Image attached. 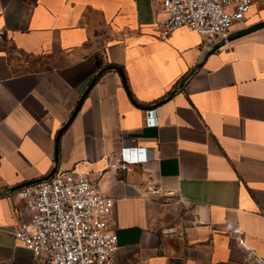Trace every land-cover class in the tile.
Listing matches in <instances>:
<instances>
[{"label":"crops","instance_id":"0c3cea01","mask_svg":"<svg viewBox=\"0 0 264 264\" xmlns=\"http://www.w3.org/2000/svg\"><path fill=\"white\" fill-rule=\"evenodd\" d=\"M164 17L151 0H0V192L58 163L115 198V264H264V0L215 50L162 38ZM14 194L0 264H44L15 238L30 213Z\"/></svg>","mask_w":264,"mask_h":264},{"label":"built area","instance_id":"2783aa9c","mask_svg":"<svg viewBox=\"0 0 264 264\" xmlns=\"http://www.w3.org/2000/svg\"><path fill=\"white\" fill-rule=\"evenodd\" d=\"M164 14L158 22L162 38L187 28L209 45L226 38L246 20L253 0H151ZM122 161L121 169H130ZM24 202L30 220L18 223L15 238L44 264H115L119 237L114 230L115 198L105 195L90 177L75 171L56 172L50 179L13 195Z\"/></svg>","mask_w":264,"mask_h":264},{"label":"water","instance_id":"95a60500","mask_svg":"<svg viewBox=\"0 0 264 264\" xmlns=\"http://www.w3.org/2000/svg\"><path fill=\"white\" fill-rule=\"evenodd\" d=\"M231 34L230 35H228L226 38H223V39H221L219 42H217V43H213L211 46H210V48H211V50H215V49H218L220 46H222V45H224V44H226L227 42H229L230 40H231ZM195 71H196V69L187 77V79L186 80H188L194 73H195ZM185 80V81H186ZM95 82V81H94ZM184 85V83L180 86V88L182 87ZM82 101H83V99L81 100V102H80V104L78 105V107H77V109H76V111L74 112V114H73V116H72V118L70 119V121L67 123V125L64 127V129L70 124V122L73 120V118L76 116V114L78 113V111L80 110V107H81V104H82ZM63 129V130H64ZM61 133H62V131H61ZM60 133V134H61ZM57 169H58V163H56V165H55V167H54V169H53V171L51 172V174L48 176V177H46V178H44V179H40V180H38V181H36V182H33V183H30V184H28V185H26V186H24V187H27V186H30V185H33V184H35V183H37V182H40V181H45V180H48V179H50L56 172H57ZM24 187H18V188H16V190H14V189H7L6 191H2V192H0V195H8V194H12V193H15V192H17L18 190H20V189H22V188H24Z\"/></svg>","mask_w":264,"mask_h":264},{"label":"rangeland","instance_id":"374dc122","mask_svg":"<svg viewBox=\"0 0 264 264\" xmlns=\"http://www.w3.org/2000/svg\"><path fill=\"white\" fill-rule=\"evenodd\" d=\"M171 217V216H170Z\"/></svg>","mask_w":264,"mask_h":264}]
</instances>
